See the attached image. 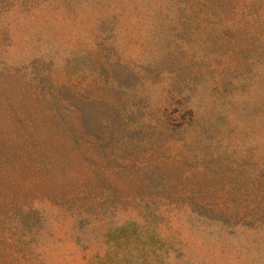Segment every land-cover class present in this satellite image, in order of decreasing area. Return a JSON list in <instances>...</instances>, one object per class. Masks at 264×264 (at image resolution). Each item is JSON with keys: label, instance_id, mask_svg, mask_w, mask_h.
<instances>
[{"label": "rangeland", "instance_id": "obj_1", "mask_svg": "<svg viewBox=\"0 0 264 264\" xmlns=\"http://www.w3.org/2000/svg\"><path fill=\"white\" fill-rule=\"evenodd\" d=\"M0 264H264V0H0Z\"/></svg>", "mask_w": 264, "mask_h": 264}]
</instances>
